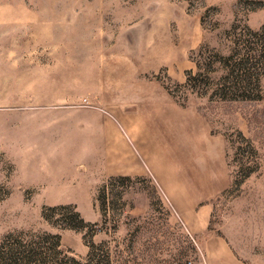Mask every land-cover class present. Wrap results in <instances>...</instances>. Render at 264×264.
I'll return each instance as SVG.
<instances>
[{
	"label": "rangeland",
	"instance_id": "1",
	"mask_svg": "<svg viewBox=\"0 0 264 264\" xmlns=\"http://www.w3.org/2000/svg\"><path fill=\"white\" fill-rule=\"evenodd\" d=\"M0 264H264V0H0Z\"/></svg>",
	"mask_w": 264,
	"mask_h": 264
}]
</instances>
